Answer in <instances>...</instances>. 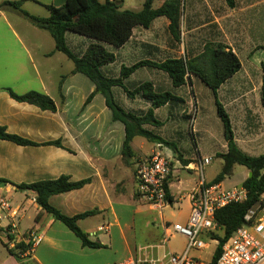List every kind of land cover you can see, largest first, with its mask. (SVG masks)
Returning a JSON list of instances; mask_svg holds the SVG:
<instances>
[{"label": "crops", "instance_id": "1", "mask_svg": "<svg viewBox=\"0 0 264 264\" xmlns=\"http://www.w3.org/2000/svg\"><path fill=\"white\" fill-rule=\"evenodd\" d=\"M6 1L14 0L0 1V5ZM164 1L158 0V8ZM65 3L66 0H26L23 8L34 16L47 17L49 13L45 6L61 7ZM232 3L228 0H183L181 43L173 40L169 32L170 21L159 17L149 29L135 28L131 39L122 48L107 46L116 61L105 66L103 72L110 78H118L123 67H132L141 61L192 60L201 55L209 43L227 46L238 56L242 68L222 84L216 94L195 76H190L185 86L175 88L167 73L146 66L128 77L124 86L133 91L144 83H151L157 92H170L178 98L155 111L160 126H148L151 130L158 128V135L177 144V147L186 140L188 132H192L193 136L195 134V129L190 131L187 124L180 121L186 120L192 109L195 114L199 113L198 102L201 99L211 98L215 105L218 101L230 117L239 149L251 157H258L264 154V106L261 98L264 57L260 54L264 51V0H232ZM11 20L0 11V126L6 128L9 134L35 145L0 140V178L10 182L0 188V241L8 252L3 255L0 251V264H49L45 255H37L45 240H54V245L67 246L65 241L73 232H68L67 227L62 228L58 224L61 222L39 207L35 193L18 189L20 185L57 180L63 176L69 177L72 182L90 180L81 189L50 198V204L69 217L97 211L79 221L78 225L82 224L81 230L102 247H83L81 242V251L113 246L114 238H122L127 246L128 258H151L164 251L173 253L169 245L162 244L166 229L161 234L154 226L143 228L147 242L136 247V216L140 210L136 207L132 216L130 213L131 202L141 203L136 195L135 180L139 160L150 156L158 146L161 150L165 146L136 137L131 143L135 158L131 165L124 162L125 126L113 119L104 96L97 94L87 103L96 89L95 85L83 74H72L74 63L69 58L66 62L64 59L67 58L61 55L63 53L55 50L54 39L49 40L29 22H22L13 15ZM66 39L70 49L79 54L92 43L76 34H67ZM6 89L17 95L33 91L45 94L55 102L57 110H42L32 104L18 102ZM125 89H113L117 102L125 110L142 113L151 107V103L141 95L133 99L128 97ZM195 91H198L197 95ZM163 111H167L168 116L159 117L158 114ZM222 127V124L206 125L211 140L222 142L217 156L227 152ZM54 143H60V146ZM169 149L174 161V171L169 178V196L173 204L176 198L180 203L187 201L190 214V193L194 186L189 192L185 190V195L181 194L183 183L180 170L196 172L199 180L198 160L203 157L198 150L196 156L186 158L182 155L183 160L189 162L186 164L174 150ZM174 182H177L178 193L172 191L176 185ZM129 183L133 184L131 194L126 192ZM2 202L9 203L11 210L18 213L15 219L10 217V212L2 210ZM31 211L35 216L34 227L22 228L24 221L32 219ZM96 219L100 222L93 223ZM13 221L18 223L15 234L10 230ZM161 221L164 227V215ZM31 233L41 236L42 243L33 249V253L22 257L23 260L28 259L27 262H19L10 255L8 249L12 248L8 240H14L17 245ZM103 234L109 236L108 241ZM110 263L103 260L100 264Z\"/></svg>", "mask_w": 264, "mask_h": 264}, {"label": "trees", "instance_id": "2", "mask_svg": "<svg viewBox=\"0 0 264 264\" xmlns=\"http://www.w3.org/2000/svg\"><path fill=\"white\" fill-rule=\"evenodd\" d=\"M24 1L26 0L6 1L0 5V9L2 10L4 7L17 12L32 25L51 35L55 41V50L65 54L74 63L72 74H83L95 85L96 89L88 98L87 103L97 94L104 96L106 105L113 114V119L120 121L125 126L126 136L122 151L124 162L128 165L132 164L135 153L131 143L136 137H142L150 143L171 148L180 160L186 164L189 163L183 160L177 144L167 141L148 128V126H160L161 122L157 119L155 111L178 100V98L170 92H157L151 83H144L133 91H129L125 89L124 81L136 70L146 66L167 73L175 88L185 86L188 78L195 76L216 94L222 84L241 70L242 64L238 56L223 44L209 43L205 46L204 52L192 60L169 59L161 63L141 61L132 67H123L118 78H110L103 72L105 66L116 61L115 55L107 50V46H112L115 49L122 48L131 39L135 28L149 29L154 20L159 17H166L170 21L169 32L174 41L181 43L183 0H165L162 6L157 9L154 8L156 0H145L143 9L138 12L122 10L124 0H106L103 3L99 0H66V3L61 7L45 6L49 13L47 17L34 16L27 12L23 8ZM228 2L233 4L232 0H228ZM67 34L85 37L92 43L83 53H76L68 46ZM115 87L124 88L128 97L132 99L141 95L151 103V107L142 113L125 110L114 96L113 89ZM6 91L18 102L32 104L42 110L53 112L57 110L55 102L45 94L33 91L17 95L11 89H6ZM61 97H63L62 94ZM261 98L264 106V65ZM216 109L223 124L227 152L218 155L223 159L224 165L212 183H222L227 176L232 174L237 165L247 168L250 175L241 185L248 193L247 199L241 203L229 204L216 213V222L220 226L222 234H214V239L219 241V245L210 264L217 263L224 244L235 235L238 229L253 223L264 208V154L251 157L242 152L235 143L230 117L218 101H216ZM0 140L19 145H35L9 134L2 126H0ZM54 144L60 146V143ZM89 183L90 180L72 182L69 177L63 176L57 180L20 185L18 189L35 193L39 207L72 231L81 240L83 247L100 248L101 244L92 242L78 225L79 221L96 214L97 211L69 217L50 204L52 196L81 189ZM7 184L10 182L0 178V188ZM167 192L168 198L171 200L169 188H167ZM258 204L261 205L260 209L249 219V212ZM31 248V244L20 242L15 248L8 249V251L10 255L22 262V255Z\"/></svg>", "mask_w": 264, "mask_h": 264}, {"label": "built area", "instance_id": "3", "mask_svg": "<svg viewBox=\"0 0 264 264\" xmlns=\"http://www.w3.org/2000/svg\"><path fill=\"white\" fill-rule=\"evenodd\" d=\"M212 164L211 158H199L197 185L190 193L191 210L188 221L183 224L172 225L173 231L188 238V244L182 255H176L170 251H164L151 258L140 256L130 257L118 264H204L199 259L190 256L192 250L204 251L209 248L210 243L215 242L217 247L219 241L214 239V234L221 232L216 222V213L232 203H241L248 197L247 191L242 187L227 189L223 183H212L206 180L205 169ZM174 171L173 161L163 155L161 146L150 156L142 158L135 172L136 195L152 210L159 212L162 216L173 202L168 198L169 178ZM175 204V203H174ZM2 210L10 212V217L18 216L16 211L11 210L7 202H2ZM8 215H6L7 217ZM5 217V218H6ZM165 223L166 236L163 246L168 245V232ZM12 233L18 230L17 221L11 223ZM43 238L37 234H29L23 241L31 244L32 248L26 251L22 257L33 253V249L42 243ZM10 248H15L14 240L9 239ZM264 263V208L253 223L238 229L222 247V253L216 264H263Z\"/></svg>", "mask_w": 264, "mask_h": 264}, {"label": "rangeland", "instance_id": "4", "mask_svg": "<svg viewBox=\"0 0 264 264\" xmlns=\"http://www.w3.org/2000/svg\"><path fill=\"white\" fill-rule=\"evenodd\" d=\"M5 1V0H0ZM17 1V0H14ZM104 1V0H100ZM144 0H124L123 9L139 11L143 8ZM159 7L158 0L154 3V8L157 9ZM1 12L6 13L8 16L9 21L11 20V15L13 17L18 18L22 22H29L22 16H20L17 12L13 10H8L2 7ZM30 23V22H29ZM34 26V25H33ZM37 28V27H36ZM39 29V28H37ZM42 34H45L49 40H53L51 35L44 30L39 29ZM264 43V38H263ZM260 54L264 57V51H261ZM63 57L65 56L67 59H64L66 62H69L68 57L64 54H61ZM64 57V58H65ZM196 95L198 91H195ZM198 114L194 113V110H190L188 113V117L186 120H181L180 123L187 124L188 129H195L194 136L191 133H187V137L185 141L180 142L178 144L179 151L184 155V157L189 158V155L196 156V151L198 150L201 157H208L212 159V164L205 169V176L208 182H212L222 171L224 162L223 159L217 156V152H220V145L222 142L214 143L211 140V134L207 131L206 125H213V124H222L220 118L217 115V109L215 103L212 101L211 98L201 99V102H198ZM166 114L168 116L167 111H163L159 113V117ZM216 122V123H215ZM194 126V128H193ZM223 126V124H222ZM223 128V127H222ZM156 134H158V128H152ZM160 132V131H159ZM197 132H199L197 134ZM161 133V132H160ZM161 135V134H160ZM219 137L217 136V139ZM197 146V147H196ZM163 155L172 160V152L168 147L162 148ZM173 161V160H172ZM174 163V161H173ZM131 174V171H129ZM180 175L182 179L183 185L181 186V194L185 195L186 191L189 190L194 186L197 185L198 177L197 173L194 171L187 172L183 169L180 170ZM250 173L247 168L243 166H235L233 172L230 176H227L223 183V186L227 189H231L233 187H239L243 184V182L249 177ZM177 176V175H176ZM176 185L173 187V193H178L177 191V182H174ZM130 191V193H128ZM126 192L128 194L133 193V184L129 183L126 187ZM188 194V193H187ZM176 203L171 204L167 209L164 210L163 215L165 219V223H169L170 225L167 226L169 229L168 232V245L170 250L175 253L176 255H182L185 251V248L188 244V238L184 235L173 231L172 225L176 223L185 224L189 215V206L187 201L184 203H180L178 198H176ZM15 205V204H13ZM130 213L131 216L134 214V210L137 207L140 210V213L136 216V225H137V237L138 240L135 239L136 247L139 244H145L144 242L147 237L143 235V228L144 227H157L161 234L164 233L166 226L161 221V215L159 212L150 209L148 205H146L142 200L140 202H131L130 204ZM32 219L24 221L22 223V228L26 227H34L35 225V216L33 212H29ZM51 219V218H50ZM145 220L149 221L145 222ZM92 221V220H91ZM100 222V219H96L92 221ZM91 223V225L93 224ZM62 226V228H66L65 225L62 223H58ZM81 226H83L81 224ZM80 226V227H81ZM68 232L69 229H67ZM220 234H222L220 232ZM105 240H109V236L103 234ZM50 237V236H49ZM94 239V238H93ZM63 240V239H62ZM148 243L151 242V239H148ZM131 241V240H130ZM133 241V239H132ZM66 247H63L64 244H55L54 240H45L43 245L37 250V255H45L46 260L50 264H100L103 260H107L111 262L110 264H118L122 263L126 259H128L127 254V246L123 242L122 238H114L113 239V246H105L102 249H86L85 251H81L80 245L81 241L76 237L74 233H70L69 238L66 239ZM76 244H78L76 246ZM80 244V245H79ZM133 248V246H132ZM217 249V244L215 242L210 243L208 249L204 251H197L192 250L190 256L194 259L201 260L204 264H210L215 251ZM0 251L3 255L8 254L7 248L3 245L0 241ZM27 262L28 259L23 260V262Z\"/></svg>", "mask_w": 264, "mask_h": 264}, {"label": "water", "instance_id": "5", "mask_svg": "<svg viewBox=\"0 0 264 264\" xmlns=\"http://www.w3.org/2000/svg\"><path fill=\"white\" fill-rule=\"evenodd\" d=\"M260 207H261L260 204L254 206V207L252 208V210L249 212L248 218H249V219L252 218V217L255 215V213L260 209Z\"/></svg>", "mask_w": 264, "mask_h": 264}]
</instances>
